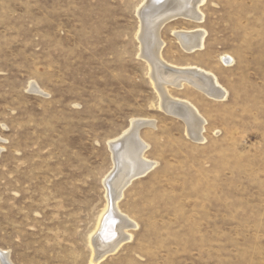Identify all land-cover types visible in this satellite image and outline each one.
I'll return each mask as SVG.
<instances>
[{"label": "rangeland", "instance_id": "rangeland-1", "mask_svg": "<svg viewBox=\"0 0 264 264\" xmlns=\"http://www.w3.org/2000/svg\"><path fill=\"white\" fill-rule=\"evenodd\" d=\"M144 1L0 0V251L11 264H90L110 144L145 119L154 167L125 188L131 226L100 264H264V0H207L201 23L160 31L165 61L211 72L227 92L169 88L206 120L203 143L160 107L140 57ZM192 29L205 48L185 53L174 32Z\"/></svg>", "mask_w": 264, "mask_h": 264}, {"label": "bare ground", "instance_id": "bare-ground-1", "mask_svg": "<svg viewBox=\"0 0 264 264\" xmlns=\"http://www.w3.org/2000/svg\"><path fill=\"white\" fill-rule=\"evenodd\" d=\"M206 2L207 0H146L138 11L143 28L138 35L141 43L140 57L148 63L153 86L160 94V107L166 113L181 119L187 126L188 135L202 143L205 141L203 134L206 120L193 104L171 96L169 88L183 89L189 86L220 101L225 100L227 92L213 73L198 66H176L165 61L161 53L164 43L160 39V31L164 25L177 19L201 23L204 17L201 7ZM174 35L185 53L205 48L207 34L203 29L179 30ZM223 59L226 61V58ZM32 90L41 93L35 85ZM146 125L154 123L147 119L135 121L121 138L110 144L115 166L104 181L108 192L107 208L105 207L97 228L89 238L92 247L90 264H100L108 254L116 252L125 239L126 228L131 226L129 218L123 215L118 204L125 188L136 178L151 172L154 167V163L144 158L148 145L139 136L140 128ZM119 238L122 239L118 240ZM8 259L7 254L0 251L1 264H11Z\"/></svg>", "mask_w": 264, "mask_h": 264}]
</instances>
